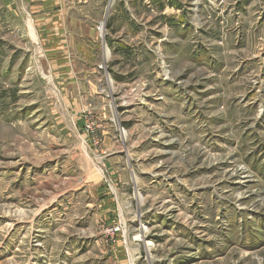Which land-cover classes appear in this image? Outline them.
Listing matches in <instances>:
<instances>
[{
	"label": "rangeland",
	"instance_id": "1",
	"mask_svg": "<svg viewBox=\"0 0 264 264\" xmlns=\"http://www.w3.org/2000/svg\"><path fill=\"white\" fill-rule=\"evenodd\" d=\"M7 1L0 264H264V0Z\"/></svg>",
	"mask_w": 264,
	"mask_h": 264
},
{
	"label": "crops",
	"instance_id": "2",
	"mask_svg": "<svg viewBox=\"0 0 264 264\" xmlns=\"http://www.w3.org/2000/svg\"><path fill=\"white\" fill-rule=\"evenodd\" d=\"M60 4H61V0H32L30 7H31V11L33 12V15L37 19H44L46 16L48 17V19H50L51 17L55 18L56 15L62 16V13L65 11V7ZM6 6L9 9L13 10L14 6L18 7V4L16 0L13 1L8 0ZM55 23L57 24L56 21L54 22V24Z\"/></svg>",
	"mask_w": 264,
	"mask_h": 264
},
{
	"label": "bare ground",
	"instance_id": "3",
	"mask_svg": "<svg viewBox=\"0 0 264 264\" xmlns=\"http://www.w3.org/2000/svg\"><path fill=\"white\" fill-rule=\"evenodd\" d=\"M129 96V95H128ZM129 99V98H128Z\"/></svg>",
	"mask_w": 264,
	"mask_h": 264
}]
</instances>
